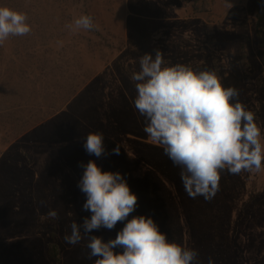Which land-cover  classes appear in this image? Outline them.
<instances>
[{
  "label": "rangeland",
  "instance_id": "374dc122",
  "mask_svg": "<svg viewBox=\"0 0 264 264\" xmlns=\"http://www.w3.org/2000/svg\"><path fill=\"white\" fill-rule=\"evenodd\" d=\"M25 13L31 32L0 44V264H95L82 230L78 183L95 160L120 172L138 206L169 242L198 251L196 264H264V169L221 173L212 200L191 198L181 168L148 137L131 77L157 49L163 66L214 71L252 111L264 137V0H0ZM81 15L92 30L71 31ZM260 15V17H259ZM102 133L106 154L84 141ZM117 144L120 154L112 153ZM50 210L58 218L48 215ZM114 229L90 235L114 239ZM58 248L51 256L52 246ZM121 252L122 249H116Z\"/></svg>",
  "mask_w": 264,
  "mask_h": 264
},
{
  "label": "clouds",
  "instance_id": "9594fccd",
  "mask_svg": "<svg viewBox=\"0 0 264 264\" xmlns=\"http://www.w3.org/2000/svg\"><path fill=\"white\" fill-rule=\"evenodd\" d=\"M25 13L0 6V44L11 36L31 32ZM67 27L77 32L96 27L93 18L81 15ZM140 70L131 80L136 89L135 110L146 120L150 140L162 144L165 154L181 168V181L191 198L212 200L220 188L221 173H259L264 169V137L254 113L239 99V90L225 87L209 70L195 71L187 65L163 66L164 57L146 53L139 58ZM85 151L99 158L106 154L102 133H90ZM112 153L120 154L117 144ZM78 183L86 195L83 205L91 213L83 224L72 222L64 240L76 245L82 230L88 235L89 258L95 264H196L198 251L169 242L155 220L145 215L128 219L138 206V196L120 172L102 171L89 161ZM48 215L58 218L55 210ZM114 239L90 235L94 230H112L125 222ZM122 249L117 252L116 249ZM209 264L214 262L209 259Z\"/></svg>",
  "mask_w": 264,
  "mask_h": 264
},
{
  "label": "trees",
  "instance_id": "16d2710c",
  "mask_svg": "<svg viewBox=\"0 0 264 264\" xmlns=\"http://www.w3.org/2000/svg\"><path fill=\"white\" fill-rule=\"evenodd\" d=\"M259 17H260V15H259ZM0 66H1V64H0ZM49 250H50L49 252H50V255H51V256H55V257L57 256V254H58V253H57L58 248H57L56 245L52 246L51 249H49Z\"/></svg>",
  "mask_w": 264,
  "mask_h": 264
}]
</instances>
